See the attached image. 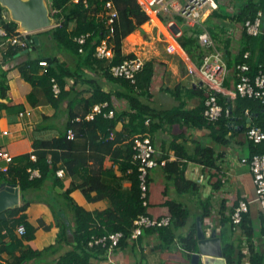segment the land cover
<instances>
[{"label": "trees", "instance_id": "obj_1", "mask_svg": "<svg viewBox=\"0 0 264 264\" xmlns=\"http://www.w3.org/2000/svg\"><path fill=\"white\" fill-rule=\"evenodd\" d=\"M112 1L119 13L113 37L115 49L113 60H103L96 56L97 46L106 34L105 22L100 14L103 13L107 0H87L88 7H85L83 0L79 3H74L73 0H51L49 7L57 26L46 30L43 34L50 39L51 48L55 53L48 55L46 58L47 67H42L35 59L30 60L25 66L21 67L22 74L32 83L33 87L42 88L49 101L56 107L60 106L70 93L81 94L82 92H78L76 89L79 84L90 93L88 98H79V102L86 107L87 113L82 117L73 112L69 113L66 131L58 139L53 142L42 143V146L54 147L63 151V165L61 168L65 172L67 170L70 176L84 179L85 186H81L83 189L85 188L84 190L103 193L110 202L108 209L96 216H93L81 206L72 204L76 222V226L72 230L75 245L71 251L63 255L58 261L50 264H97L94 259L99 260L106 257L110 243L108 242L106 246L94 245L90 247L88 244L92 238L107 237L112 233H122L123 237L118 248L128 247L130 242L134 241L131 239L134 221L140 215L148 214L149 208V206H144L140 172L138 165L133 161L135 139L151 138L164 124L185 123L195 128H209L212 138L217 143L225 144L227 135L231 131L229 124L233 118L244 126L241 131H246L249 117L255 125H264V103L256 98L241 96L239 93H236L234 98H230L225 92L216 94L217 103L222 107V115L217 121H209L203 114L207 108L206 101L208 99L207 89L203 86L197 88L189 86L188 88L179 85L172 90L167 88V91H170L177 99L181 100L180 106L170 110L157 111L149 102L152 98L151 87L155 76V61L145 63L143 70L138 73L135 83L114 78L110 74L111 66L121 63L126 58L122 50L123 41L129 35L141 30L142 26L149 21V15L141 8L138 0ZM216 1L219 3V9L211 12L205 23L217 49L226 53H224L226 55L224 62L227 67V74L222 87L223 89L236 91L235 85L239 79V65H249L248 75L250 77H254L260 69L264 71V34L255 37L243 30L239 42L240 48L237 52H234L233 39L226 38L227 24H229V20H232L233 25L236 23L244 24L247 19H254L259 11L264 15V0ZM224 1L228 6L233 5L237 12L223 10L224 5L222 2ZM4 12L7 11L0 5V28L5 30L8 37H12L19 33L18 24L4 18ZM161 18L163 21L166 20L164 16H161ZM179 22H181V19H179ZM200 32V28L184 27L183 35L178 40L181 47L199 67L203 64L208 51H210L200 45L198 38ZM87 34L90 35L84 44L76 41V38ZM30 39H33V37H30ZM35 45L36 43L33 42L31 47L36 48ZM80 49L83 52H80ZM59 53H63L64 61H61ZM247 53L249 56L246 58ZM69 61L75 65H69ZM40 68L44 69L43 73ZM97 75L103 76L104 79L111 82L112 86L115 87L114 90L106 92L103 83L96 77ZM65 77L74 79L71 88H68L64 81ZM52 79H55L61 87L59 97L54 96ZM7 90L8 87L2 83L0 85V98H6ZM183 94L188 95L190 98H200V104L194 109L185 110ZM29 99L33 103L34 95L30 94ZM115 99L125 101L128 109H118L115 105ZM105 103L108 106L101 113L96 114L94 119H86V115L90 113L95 105ZM4 107L5 105L0 103V110ZM110 111H114L113 118L105 116ZM246 111L250 113L248 117L245 115ZM121 121L124 122L123 129L117 132L116 128ZM147 121H149L148 124ZM112 134L114 138H111ZM249 142L251 146L249 160L256 154L264 153V142L258 144ZM174 148L179 157L195 160L197 157L198 161L204 162V164H212L213 150L211 148H204L199 154L195 153V156L181 155L182 149L179 146H174ZM107 159L111 162L109 168L105 166ZM21 162H24V160ZM161 167L170 176L174 177L179 191L188 189L196 191V184L185 178L176 162H167L165 166ZM28 169L33 171L38 169L40 177H31ZM59 169L57 166H50L44 160H38L33 163L28 162L26 165H12L9 167L7 175L10 177L9 183H17L22 191H27L28 189H40L49 175L56 176ZM152 171L148 178L149 184ZM106 176L110 178L108 183H105L103 179ZM66 198L72 203L69 195ZM209 203L208 200L207 205ZM26 205L10 210L11 217L14 218L24 212ZM166 205L171 216L170 224L144 228L139 238L157 235L163 243L162 247L171 246L179 239L186 251L198 252L197 229L195 226L188 235L184 237L178 235V231L188 223L190 210L183 203L176 201H168ZM207 205L205 206L206 210H208ZM209 214V210L204 211L201 216L202 221ZM17 220L21 221L22 217ZM246 220V215H244L241 225H245ZM14 221L16 222V220ZM1 231L0 229V238ZM69 236L68 228L62 226L59 241L61 242V239L69 241ZM24 237L25 239H32L34 230L27 226ZM51 250L56 252L58 249L51 248ZM2 251L12 253L5 244H2L0 248V252ZM44 253L29 250L28 254L21 257V262L40 257ZM223 254L227 264H238L239 261L236 260L233 245L226 244L224 241ZM237 259L239 260V258ZM259 260L254 258L253 264H259Z\"/></svg>", "mask_w": 264, "mask_h": 264}, {"label": "crops", "instance_id": "obj_2", "mask_svg": "<svg viewBox=\"0 0 264 264\" xmlns=\"http://www.w3.org/2000/svg\"><path fill=\"white\" fill-rule=\"evenodd\" d=\"M3 15L8 18L5 12ZM163 16L165 21L162 18L149 21L141 30L129 35L123 41L122 47L125 57L140 56L145 63L156 62L151 87L152 98L149 102L157 111L180 106L181 100L167 91V88L172 90L179 85L188 88L190 86L184 60L178 55H169L166 52V42L174 33V29L168 27V23L174 21L177 29L182 30V35L184 27L187 26L182 20L179 22L180 18L166 14ZM228 22L226 38L233 39V51L237 52L240 48L241 33L245 30L244 25L239 23L233 25L232 20ZM45 31L32 34L33 38L39 37V44L35 45L36 48L30 47L28 51L11 45L10 37L0 35V85L3 83L8 87L6 98H0V103L5 105L0 110V148L13 158L11 164L0 158V185L3 182L9 183L8 173L4 176L5 173L2 172L6 166L26 165L28 162L44 160L50 166H57L61 170L63 151L54 147H44L42 143L53 142L66 131L69 113L73 112L79 117L87 113L86 107L79 102V98H88L90 93L80 84L76 89L82 92L81 94L70 93L66 100L56 107L49 101L42 88L33 87L22 74L21 67L30 60L43 62L48 55L55 53L51 48L50 39L43 34ZM230 31H233L234 35H229ZM41 47L46 50V54L39 52ZM58 55L61 61H64L63 53ZM68 64L75 65L71 61ZM40 70L44 72L43 68ZM96 77L103 83L106 92L114 90L115 87L103 76ZM64 81L68 88L74 84V79L71 77H65ZM228 91L225 94L233 98L229 89ZM30 94L34 95L33 103L29 99ZM182 97L185 110L194 109L200 104L198 97L190 98L184 94ZM115 105L120 110L128 109L127 103L123 100L115 99ZM238 122L236 120L237 124ZM251 124L254 122L252 123L248 118L247 126ZM123 126L124 122L118 123L117 132L122 131ZM241 130H231L225 144L217 143L212 138L209 128H195L185 123L164 124L154 133L151 138L159 156L162 159L167 158L165 159L167 162H176L185 178L196 184V191L192 189L179 191L174 177L165 172L163 167H157L152 171L150 178L148 214L158 219L169 216V208L166 205L168 201L183 203L190 210L187 225L178 231V235L184 237L194 226L197 229L198 218H201L204 211L209 210L210 214L202 221L204 230L205 226L207 227L208 231L205 232L208 238L215 231L221 239L222 247L223 241L233 245L238 264H253L254 258L260 259L259 264H264V213L260 205L254 201L256 191L253 175L249 164L243 161L249 160L251 146L245 131ZM4 132H8V135ZM174 146L182 149L181 155L188 156H195V153L199 154L202 149L211 148L212 164H204L198 161L197 157L196 160L179 157ZM22 160L24 162H21ZM110 165L111 162L107 159L106 168ZM30 170L32 169H28ZM34 171L39 172L38 169ZM35 177L39 178L40 172ZM103 179L105 183L110 181L107 176ZM83 180L70 176L66 170L62 178L49 175L40 189L22 191L20 186L14 183L20 190V204L17 208L27 205L25 211L14 218L11 217L10 210L0 213L2 230L0 248L5 244L12 251V253L0 252V264H50L73 249L75 243L72 230L76 222L72 204L81 206L93 216L108 209L110 205L109 199L103 193L84 190L85 188L81 187L85 186ZM68 195L72 203L66 198ZM208 200L210 203L207 205ZM241 201L249 202V212L245 214L246 224L234 226L230 218ZM206 205L208 210L205 209ZM21 217L22 220L18 221L17 219ZM19 224L32 228L34 237L25 239L21 236L17 231ZM62 226L68 228L69 241L62 239L61 242L59 241ZM162 246L163 243L157 235L145 236L130 242L128 247L116 249L111 256L112 263L109 262L107 254L102 259H94V262L97 264H203L201 259L199 261L193 259L199 251L193 253L186 251L179 239L171 246ZM51 248L58 250L54 252ZM29 250L45 253L40 257L21 262V257L28 254Z\"/></svg>", "mask_w": 264, "mask_h": 264}, {"label": "built area", "instance_id": "obj_3", "mask_svg": "<svg viewBox=\"0 0 264 264\" xmlns=\"http://www.w3.org/2000/svg\"><path fill=\"white\" fill-rule=\"evenodd\" d=\"M81 0H73L74 3H79ZM141 8L149 15V21L160 20L163 15H171L175 18H180L187 27L200 28L199 34L200 45L210 50L204 58L203 64L199 67L193 62L186 51L181 47L179 38L182 36V30L177 29L176 23L170 21L168 27L174 29V33L171 39L167 40L166 52L169 55H178L184 60L187 69V76L190 78V86L205 87L208 92V99L206 101L207 108L203 112L204 116L211 122L217 121L222 115V107L217 103L216 94L220 92H229L227 89H223L224 78L227 74V67L224 62L223 52L217 49L216 43L212 38L209 29L206 25V20L209 18L210 13L219 9V3L216 0H138ZM85 7H88L87 0H83ZM8 14L7 12H5ZM5 16V15H4ZM100 17L104 19L106 34L97 46L96 56L103 60H113L115 58V49L113 37L115 34V23L119 19V13L115 8L112 0H107L104 5V11L100 14ZM4 18L9 19V16ZM10 20V19H9ZM148 21V22H149ZM147 22V23H148ZM245 31L251 36H259L264 34V15L259 11L254 19H247L244 22ZM55 26L57 24L55 23ZM54 26V27H55ZM19 31V30H18ZM33 33H22L13 35L9 38L11 45L19 47L21 50L28 51L33 43L30 39ZM0 35L7 36L5 30L0 29ZM90 34L80 36L76 38V41L80 44H84ZM80 52H83L80 49ZM247 53L245 57L247 58ZM42 67H47L46 61L39 62ZM145 61L140 56H127L121 63L111 66L110 74L116 79H125L132 83L136 82V77L139 72L143 70ZM238 82L235 85L236 91H230L233 98L236 93L241 96L256 98L264 103V71L262 69L254 76L250 77L248 72L250 70L249 65L241 64L238 66ZM53 92L55 97H59L61 94V88L59 83L52 79ZM108 106L105 104L95 105L89 114L86 115L87 120L94 119L96 114L102 112L104 108ZM249 111H246L245 115L249 116ZM108 118H113L114 111H110L105 115ZM251 119V117H249ZM80 119V118H79ZM78 119V120H79ZM234 121V126L231 130H241L244 126L239 125ZM149 121H147V124ZM246 137L249 141L254 143L264 142V125L251 124L246 127ZM8 135V132H4ZM114 138V135H111ZM133 161L138 165L141 180L142 198L144 199V206L150 205L149 200V182L148 178L152 170L157 167L165 166L167 161L162 159L150 137L137 138L134 141L133 146ZM0 158L5 160L8 164H11L13 158L10 154L0 148ZM249 164L250 170L253 175L256 197L254 199L257 202L264 213V153L254 155L251 160H243ZM9 167L3 168L2 172L7 174ZM31 177L38 176V171H29ZM57 176L62 178L65 176V170L61 169L57 171ZM249 212V202L241 201L234 210L231 219L234 226H240L243 222L244 215ZM171 222V216H165L162 218H153L149 214L140 215L134 221V228L132 230L131 239L136 241L143 233L144 228L155 226H167ZM17 231L21 236L26 235L27 228L24 224H19ZM122 233H112L107 237L92 238L89 242V246L103 245L109 242L107 256L109 262L112 263L111 256L118 249Z\"/></svg>", "mask_w": 264, "mask_h": 264}, {"label": "water", "instance_id": "obj_4", "mask_svg": "<svg viewBox=\"0 0 264 264\" xmlns=\"http://www.w3.org/2000/svg\"><path fill=\"white\" fill-rule=\"evenodd\" d=\"M0 5L8 12L10 19L18 24V30L22 33H36L55 26L48 0H0ZM33 40L39 44L38 36H34ZM234 124L232 120L230 129ZM19 204V187L3 182L0 185V213L12 210ZM197 239L199 253L193 256L194 260L201 259L203 264H227L220 237L214 231L208 238L201 218L197 220Z\"/></svg>", "mask_w": 264, "mask_h": 264}, {"label": "rangeland", "instance_id": "obj_5", "mask_svg": "<svg viewBox=\"0 0 264 264\" xmlns=\"http://www.w3.org/2000/svg\"><path fill=\"white\" fill-rule=\"evenodd\" d=\"M226 1H228V0H226ZM48 3L50 4L51 3V0H48ZM222 4L224 5L223 6V10H225L227 12H232L234 10V13L237 12V9H234L235 7H233V5L232 6L231 5L228 6L225 1L222 2ZM227 29H229V26L228 25H227ZM228 33H229V35H234V32L233 31H230ZM39 52H42V54H46V50L45 49L43 50L42 47L39 48ZM205 231H208L206 226H205Z\"/></svg>", "mask_w": 264, "mask_h": 264}, {"label": "clouds", "instance_id": "obj_6", "mask_svg": "<svg viewBox=\"0 0 264 264\" xmlns=\"http://www.w3.org/2000/svg\"><path fill=\"white\" fill-rule=\"evenodd\" d=\"M8 13V12H7ZM9 16V15H8ZM9 19H10V17H9ZM11 20V19H10Z\"/></svg>", "mask_w": 264, "mask_h": 264}]
</instances>
